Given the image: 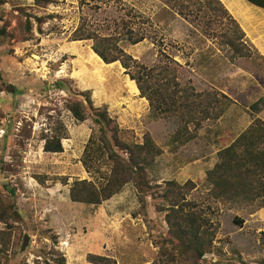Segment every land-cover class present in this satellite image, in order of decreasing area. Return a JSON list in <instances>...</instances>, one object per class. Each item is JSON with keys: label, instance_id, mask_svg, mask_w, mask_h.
I'll list each match as a JSON object with an SVG mask.
<instances>
[{"label": "rangeland", "instance_id": "rangeland-1", "mask_svg": "<svg viewBox=\"0 0 264 264\" xmlns=\"http://www.w3.org/2000/svg\"><path fill=\"white\" fill-rule=\"evenodd\" d=\"M1 1L0 28L6 29V36L0 39V197L22 218L13 224V244L7 257L0 255L2 264L44 259L53 264L59 257L65 264H92V255L111 264H164L172 246L161 195L169 183L187 182L195 188L185 201L203 209L215 230L212 249L199 264H261L264 195L255 201L214 200L204 184L208 171L199 173V160L211 166L218 161L222 148L208 144L209 130L218 121L202 122L200 129L188 125V141L182 136L175 143L173 137L182 127L179 120L153 116L120 63L106 65L99 58L111 67L97 68L92 42H71L70 37L84 18L99 35L117 36L123 8L130 7L142 16L135 32L146 38L134 46L119 41L123 50L149 69L171 65L172 60L182 67L181 85L227 96L221 104L224 125L231 117L227 111H241L242 116L255 102L264 108V62L246 39L238 44L244 56H235L224 44L226 20L210 26L199 15L197 26L163 0H87L84 7L78 0H54L49 5L43 0L40 5L36 0ZM184 3L197 10L196 0ZM27 23L32 33H27ZM86 92L94 108L106 109L122 141L142 144L149 136L160 150L145 170L143 180L150 188L136 178L98 207L69 198L73 182L99 181L81 163L97 127L91 116L78 123L66 109L70 101H83L80 95ZM56 131L63 135V152L45 153L46 139ZM4 228L0 224V230ZM23 236L29 237V245L21 252Z\"/></svg>", "mask_w": 264, "mask_h": 264}, {"label": "trees", "instance_id": "trees-1", "mask_svg": "<svg viewBox=\"0 0 264 264\" xmlns=\"http://www.w3.org/2000/svg\"><path fill=\"white\" fill-rule=\"evenodd\" d=\"M40 1L36 0V3L40 5ZM163 1L165 5L175 9L180 17L197 26H199L196 23L199 21V15L207 19V24L210 26H216L219 20L221 23L226 20L225 30L227 32L224 33V44L235 56H244L238 44L244 43L242 39H245V35L221 2L196 0L198 5L195 3L197 10L194 12L190 10L188 3L181 4L183 0ZM41 2L49 5L55 1L43 0ZM86 2L87 0H78L80 7L86 6ZM2 4L3 1L0 0V5ZM123 9L124 18L117 36L99 35L84 18L73 31L70 40L71 42L91 41L93 52L106 65L120 63L130 80L136 83L140 96L148 101L153 116L171 115L179 120V125L182 127L176 132L173 141L180 142L183 136L187 142L190 134L188 125L192 124L194 129H200L202 122L218 121L224 114L221 104L223 100L229 99L216 91L198 93L190 85H181L179 78L182 67L172 60H170L171 65L164 64L149 69L127 54L119 41L134 46L144 41L146 37L135 32L134 29L135 26L141 25L142 16L130 7ZM26 31L32 33L30 23H27ZM5 36L6 29L1 27L0 39ZM80 96L84 97L83 101H70L66 109L78 123L85 122L91 116L97 127L86 144L81 163L86 172L97 174L99 181L97 184L85 180L73 182L69 198L74 203L98 207L136 178L139 182L142 181L145 177V170L152 166L160 150L149 136H146L142 144L122 141L119 137L122 132L113 123L106 109L93 107L90 92ZM250 108L253 112L261 111L260 107L255 104ZM62 136L60 131H56L47 138L43 148L44 152L61 154L63 152ZM120 152L125 153L127 158H124ZM218 157L220 162L207 172L204 180V184L211 188L209 193L214 200L228 198L231 202L252 199L255 201L264 195V115L255 118L251 126L231 146L218 153ZM142 186L150 188L144 180ZM194 188L193 182H187L184 186L169 183L161 195L164 203L167 204L166 223L169 228V244L172 246V251L167 254L168 261L163 262L164 264L168 262L199 264L212 249L215 236L213 223L196 203L185 201V195ZM10 194L14 195L15 191ZM21 219L14 205L0 197V224L5 227L0 230V255L7 257L6 254L13 244V224L19 223ZM236 222L238 225L242 223L239 220ZM24 237L26 236L22 237V242ZM88 259L92 264L112 263L109 259L93 255ZM65 262L64 257L53 260V264H65ZM0 264H2L1 260ZM22 264L28 263L23 262ZM34 264L49 263L44 259L43 262L36 260ZM261 264H264V260Z\"/></svg>", "mask_w": 264, "mask_h": 264}, {"label": "crops", "instance_id": "crops-1", "mask_svg": "<svg viewBox=\"0 0 264 264\" xmlns=\"http://www.w3.org/2000/svg\"><path fill=\"white\" fill-rule=\"evenodd\" d=\"M218 1L223 4L232 19L238 24L252 49L264 61V0ZM247 107L245 108L247 111H243L242 116L241 111H227V115L230 114L229 116H231L228 118V124L224 125L223 120L226 114H223L218 123L210 128L211 137L208 140V144L211 148L221 147L222 149L217 151V153L231 146L251 126L255 118L264 115V108L260 109L261 111L259 112H253ZM219 162L218 158V161H214L211 166L210 163H203L202 160H199V173L213 169ZM206 166L208 167L207 169ZM204 177L206 176L204 175ZM199 178H201V175H199Z\"/></svg>", "mask_w": 264, "mask_h": 264}, {"label": "bare ground", "instance_id": "bare-ground-1", "mask_svg": "<svg viewBox=\"0 0 264 264\" xmlns=\"http://www.w3.org/2000/svg\"><path fill=\"white\" fill-rule=\"evenodd\" d=\"M96 57H97V56H96ZM94 63H95V66H96L97 68L111 67V66H104V64L100 61L99 57H97V58L95 59ZM95 66H94V67H95ZM96 67H95V68H96ZM115 72H116V71H115Z\"/></svg>", "mask_w": 264, "mask_h": 264}, {"label": "water", "instance_id": "water-1", "mask_svg": "<svg viewBox=\"0 0 264 264\" xmlns=\"http://www.w3.org/2000/svg\"><path fill=\"white\" fill-rule=\"evenodd\" d=\"M28 245H29V237L26 236V237H24L21 252H24L26 250V248L28 247Z\"/></svg>", "mask_w": 264, "mask_h": 264}]
</instances>
